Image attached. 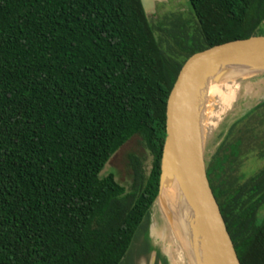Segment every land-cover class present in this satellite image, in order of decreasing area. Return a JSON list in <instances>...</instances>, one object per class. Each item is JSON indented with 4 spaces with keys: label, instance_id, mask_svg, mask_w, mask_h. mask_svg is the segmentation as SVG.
Wrapping results in <instances>:
<instances>
[{
    "label": "trees",
    "instance_id": "obj_1",
    "mask_svg": "<svg viewBox=\"0 0 264 264\" xmlns=\"http://www.w3.org/2000/svg\"><path fill=\"white\" fill-rule=\"evenodd\" d=\"M189 5L190 17H167L158 35L141 0H0V264H125L160 195L184 65L259 36L264 23V0ZM225 83L205 81L197 112ZM244 121L229 136L243 135ZM229 138L209 182L241 263L264 264V166L247 178L244 138L222 153ZM134 139L151 169L130 155L129 186L103 176Z\"/></svg>",
    "mask_w": 264,
    "mask_h": 264
},
{
    "label": "water",
    "instance_id": "obj_2",
    "mask_svg": "<svg viewBox=\"0 0 264 264\" xmlns=\"http://www.w3.org/2000/svg\"><path fill=\"white\" fill-rule=\"evenodd\" d=\"M141 2L146 15L150 16L156 15L158 4L166 0ZM247 74L264 75V35L196 54L184 65L169 98L161 191L156 203L163 190L175 183L179 185L195 216L197 230L209 245V264L242 263L209 182V167L197 121L198 95L212 76L216 82H227ZM151 245L149 264H164L161 252ZM147 260L143 259V264H147Z\"/></svg>",
    "mask_w": 264,
    "mask_h": 264
},
{
    "label": "rangeland",
    "instance_id": "obj_3",
    "mask_svg": "<svg viewBox=\"0 0 264 264\" xmlns=\"http://www.w3.org/2000/svg\"><path fill=\"white\" fill-rule=\"evenodd\" d=\"M181 14L185 17L191 16L189 0H166V3L160 2L158 4L156 15H150L149 21L155 26L157 34L159 35L160 32L157 28L161 23L165 22L167 17L172 18L174 15ZM259 35H264V25L260 28ZM237 80L239 79L227 82H234ZM242 82L245 84L239 99L223 117V120L214 132L213 137L204 146V150L207 166L210 167L213 158L228 137L230 138L227 140V146L224 147L226 149H223L222 153H225L227 147L233 146L231 142H233L237 136L243 137L245 146L244 154L239 157L241 159L239 169L241 173L247 175V178H250L264 166V159H260L261 152H264V108L260 109L257 113L251 114L257 107L264 103V75L253 79L249 84H246V80H243ZM259 114L262 115L260 116ZM240 120H245L238 127L240 130L244 129V134L229 136L232 126ZM230 144L232 146H230ZM130 155H137L139 157L146 156L147 168L149 170L151 169L152 157L145 152L144 148L139 143V140L134 139L123 147L122 150L112 159L103 173V176H107L111 172H116L118 181L124 186H129L128 159ZM152 215L153 210L150 219L146 221V225L149 228L148 232H146V234H141V240H145L147 237L151 238L150 235H152V231L155 230L152 227ZM158 238H160V234H158ZM154 244H156V249L159 250L162 256L167 260L166 251L162 247L160 239H157V242L154 241ZM149 261L148 258L147 264H149ZM142 262L141 264H143ZM167 264L169 263L167 262Z\"/></svg>",
    "mask_w": 264,
    "mask_h": 264
},
{
    "label": "bare ground",
    "instance_id": "obj_4",
    "mask_svg": "<svg viewBox=\"0 0 264 264\" xmlns=\"http://www.w3.org/2000/svg\"><path fill=\"white\" fill-rule=\"evenodd\" d=\"M258 76V74H250L232 83H225L199 109L197 121L203 144L216 131L223 117L239 99L245 84L242 81L246 80V84H249ZM152 227L155 230L150 237L155 242L160 239L169 264H176L180 258L183 264H209L211 257L209 245L202 234H199L195 216L177 183L163 190L161 198L153 209ZM151 238H149L151 243L156 246ZM142 254L144 253H141V257Z\"/></svg>",
    "mask_w": 264,
    "mask_h": 264
},
{
    "label": "flooded vegetation",
    "instance_id": "obj_5",
    "mask_svg": "<svg viewBox=\"0 0 264 264\" xmlns=\"http://www.w3.org/2000/svg\"><path fill=\"white\" fill-rule=\"evenodd\" d=\"M141 237H139L138 238V240H137V242H135V244H134V247L132 248V251H131V253H130V255H129V258L126 260V262H125V264H130V262L132 263V264H141V262L143 261V259H148L149 258V250L147 249V246H146V244L141 240H139ZM136 245V246H135ZM135 249H136V251H135ZM148 251H147V250ZM140 250V251H139ZM142 250V251H141ZM145 250V251H144ZM138 251H139V253H138ZM146 252V253H145ZM136 253H137V255H136ZM141 253H144V254H142L143 256L141 257ZM146 254H147V256H146ZM135 255H136V257H135ZM137 256H138V258L140 259H138L137 258ZM140 256V257H139ZM144 256H146V257H144ZM135 261H136V263H135ZM143 263V262H142Z\"/></svg>",
    "mask_w": 264,
    "mask_h": 264
}]
</instances>
